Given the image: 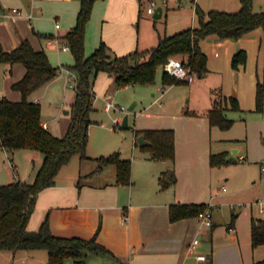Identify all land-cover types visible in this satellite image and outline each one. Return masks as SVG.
Returning <instances> with one entry per match:
<instances>
[{
    "label": "crops",
    "instance_id": "crops-1",
    "mask_svg": "<svg viewBox=\"0 0 264 264\" xmlns=\"http://www.w3.org/2000/svg\"><path fill=\"white\" fill-rule=\"evenodd\" d=\"M14 1L17 0H0V18L12 17L11 3ZM31 1L35 4L34 0ZM62 3L71 9L67 17V31L64 33H59L63 26L57 27V23V33L36 30L31 22L34 9L26 12L14 6L21 13H13L16 17L13 21L16 37L12 38L11 47H16L24 38H30L36 49L45 50L50 61V49L56 50L59 55L69 51L70 49H63L66 44L64 36L76 24L80 0H65ZM161 4V18L165 20L159 26L154 25V29H148V24L143 28L141 21L144 20L141 6L143 2L96 1L92 18L97 26L92 21L87 26L86 54L90 55V48L95 50L103 40L117 55L150 49L162 37L197 26V6L226 11H237L241 6L240 0H168L166 4ZM253 7L256 8V0H253ZM145 11L149 15L146 9ZM148 15L144 17L145 22L151 19ZM28 24L32 27V32ZM263 35V29L257 28L239 38L237 42L231 38L208 36L205 44L209 71L191 82L193 93L203 92L207 88L206 94L205 91L203 93L205 100L202 113L181 117L183 122L179 125L159 117L156 121L154 119L149 124L143 123L138 128L173 129L174 160L156 159L150 154L134 158L129 183L116 182L114 165H107L99 170L92 165L86 171L76 164L63 167L57 174L55 184L38 194L28 229L37 230L48 218L52 232L58 236L90 239L98 231V242L110 252L87 254V264H197L198 253L207 254L209 264H264V244L254 246L252 241L253 222L264 220V110L257 112L255 99L257 82L264 81ZM239 49L247 50L249 57L246 64L239 66V72L235 73L231 66L232 57ZM72 57L74 63L73 53ZM51 63L54 65L52 61ZM67 65L69 64L61 61L60 65L54 66L61 69L59 74L66 77V85L74 88L76 74ZM24 73V66L16 63L10 66L13 82L22 78ZM238 73L239 79L233 82L232 76L235 78ZM210 75L217 76V83H214ZM108 81L110 87L107 88V85L103 88L106 110L107 102H112V88H119L115 79L110 78ZM212 88H221L223 94L239 98L243 113L233 118L235 123L228 130L210 123L208 111L213 107L215 98ZM160 89L162 91L159 98L166 94L163 87H158V91ZM94 92L96 98L99 92L95 82ZM3 96L6 95H1L0 99ZM8 96L14 101L21 99V93ZM75 96L76 88L71 104ZM29 99L41 104L37 98ZM134 102L138 104V101ZM163 104L162 102L161 105ZM191 111L196 113L200 110L195 107ZM65 113L69 115L71 111L67 110ZM70 121V118L62 121L61 135H65ZM41 122L51 130L42 116ZM221 152H226L228 159L237 157L252 169L249 179H252L254 193L248 203L238 202L237 197L243 191L242 187L229 192L230 177L222 174V168L230 162L219 166L211 164V154ZM42 161L43 154L37 150L22 148L10 153L0 148V183H9L16 179L31 182ZM7 166L12 170L10 172L13 176L15 174V179H10L11 181H5L7 179L3 177V167ZM170 173H174L176 179L163 187V176ZM259 199L263 200L262 205L258 203ZM179 203L214 204L213 225L206 226L197 216L172 221L170 207ZM222 206H229L231 214L217 216V211ZM125 215L128 219L124 218ZM195 239L198 243L192 251L190 246ZM12 255L13 260H20L22 264H48V253L45 249L16 250ZM68 260L65 264L74 263L73 260Z\"/></svg>",
    "mask_w": 264,
    "mask_h": 264
},
{
    "label": "trees",
    "instance_id": "trees-1",
    "mask_svg": "<svg viewBox=\"0 0 264 264\" xmlns=\"http://www.w3.org/2000/svg\"><path fill=\"white\" fill-rule=\"evenodd\" d=\"M96 0H80L77 21L64 36L66 44L74 56V63L66 67L76 74V96L71 104V121L63 136H56L41 122V104L29 99L31 92L55 78L60 68L54 66L43 49H36L28 38L10 49H0V64L21 63L25 73L11 85L21 93V99L14 101L6 96L0 99V148L13 153L17 149H32L43 154V161L31 182L16 179L9 183H0V251L45 249L48 264H65L69 258L73 264H87L89 253H109L97 240L96 234L85 239L81 237H63L55 235L46 218L37 230H29L27 225L35 210L38 194L56 182L59 170L70 163L74 155L86 158L89 142V127L92 123L90 111L95 99L94 82L99 71L114 76L119 87L129 84H152L158 70L162 68V84H174L181 80L171 76L164 67L170 57L182 55L197 76L208 71V56L201 48V40L210 35L221 39H239L257 28L264 33V11H255L253 0H240L237 11L210 9L205 12L197 6L198 25L180 32L162 37L159 43L146 50H135L120 56H113L105 41L90 55L85 51V34ZM38 35H43L37 33ZM45 35V34H44ZM264 47V35L262 39ZM248 58L245 49L237 50L232 57L233 68L246 64ZM264 85L258 81L257 110H263ZM241 110L236 96H227L221 91L215 92L213 107L208 111L212 125L229 129L234 119L227 116L226 110ZM136 136L144 134L151 147V157L163 160L175 159V133L166 129H135ZM145 145V146H147ZM98 169L107 165L116 168V182L131 181L132 162L124 159L120 153L95 158ZM212 165L231 162L226 152L213 153ZM168 175V176H167ZM163 176V187L173 183L174 173ZM168 177V178H167ZM207 207L205 203H179L170 207L172 221L197 216ZM253 245L264 244V220L254 221L252 227Z\"/></svg>",
    "mask_w": 264,
    "mask_h": 264
},
{
    "label": "rangeland",
    "instance_id": "rangeland-1",
    "mask_svg": "<svg viewBox=\"0 0 264 264\" xmlns=\"http://www.w3.org/2000/svg\"><path fill=\"white\" fill-rule=\"evenodd\" d=\"M62 1L65 0H34L35 4H32L31 0H17L11 3V11L14 6L22 8L26 12H31L32 8L34 9L33 18L31 20L32 25L36 30H40L43 32H52L57 33L55 29V24L59 23L63 26L62 30L59 33H64L67 27V17L71 9L66 6ZM99 1V0H96ZM159 3H162V0H158ZM147 2H143L142 6V18L145 20L148 14H146ZM9 10V9H8ZM205 12H208L209 9H204ZM255 11L264 10V0H256V8ZM93 15V12H92ZM88 21V24L92 21L93 24L96 22L93 18ZM150 15V16H149ZM148 16L151 18L149 21H142L143 28H145V24H148V29H154L155 26H159L165 18L154 19L153 14H149ZM11 18L1 17L0 18V49L10 50L14 47H11L12 38L16 37V32L14 29L13 21L16 20V17L13 16V13H10ZM199 22V21H198ZM87 24V26H88ZM97 26V24H94ZM28 26H30L28 24ZM32 27L30 26V30ZM87 30V27H86ZM59 31V30H58ZM32 32V30H31ZM30 40V38H28ZM209 38H204L201 40V48L206 52V41ZM237 42L239 39H232ZM31 41V40H30ZM104 41V40H103ZM32 42V41H31ZM100 43V42H99ZM108 45V44H107ZM34 46V45H33ZM10 47V48H9ZM110 48V52L113 56L117 55L113 48ZM93 47L90 48V54L93 52ZM247 51V50H246ZM87 52V49H86ZM207 54V53H206ZM248 57L249 52L247 51ZM49 55L51 61L54 65H60L61 61L71 65L73 63L72 51L69 50L67 52H62V54H58L56 50L50 49ZM120 56V55H117ZM182 59V55H177ZM248 59V58H247ZM20 66H23L21 63H16ZM208 65V62H207ZM10 66L11 64L2 63L0 64V96L12 94H19L20 92L12 89V80L13 77L10 74ZM232 66V64H231ZM209 68V65H208ZM61 70V69H60ZM233 72H239L238 68H233ZM215 74V73H212ZM104 76V79H102ZM115 79L113 75L106 71H99L95 78V86L98 89V96L94 99L93 109L90 111V119L92 123L89 127V142L87 146V157L82 158L80 155L76 154L71 159L70 163L64 165L63 167L73 166L76 164L78 167H83L86 171L89 166L95 165L98 169V164L95 158L100 157L102 155L108 156L114 152L120 153L121 157L124 159H130L131 162L134 158L150 154L151 155V147L150 146H140L136 139L135 129H138L143 125V123L149 124L150 121H156V118L163 117L164 120H170L173 123L181 124L183 121L180 119L181 117L194 115L197 113L201 114L203 109V101L205 100V95L203 97V93L207 92V88L204 91L199 92H191L192 84L191 82L181 80L178 83L174 84H162V68L158 70V74L156 80L152 84H129L123 87H113V98L112 102L119 107H124V110L120 108H111L110 110L105 109L106 101L104 100V87H110L108 79ZM214 83H217V76L210 75ZM235 79H239V73L234 78L232 76V81L235 82ZM262 84L264 85V81L262 80ZM112 83V80H111ZM76 85V83H75ZM74 85V88H76ZM112 85V84H111ZM158 87H163L164 92L166 93L164 97H160L161 89L158 91ZM74 88L66 85V77L62 76L58 73V75L47 82L46 84L40 86L31 94L29 97L37 98L38 101L41 102L42 112L41 116L49 123L51 130L50 132L56 136H63L62 133V121L66 118L71 119V114H66L65 111H71V102L74 95ZM106 88V89H107ZM257 86L255 87V99L257 104ZM221 88H212L213 92L221 91ZM236 91V90H235ZM223 92V91H221ZM8 93V95H7ZM153 93L156 95L153 96ZM235 95V94H234ZM238 98V96H236ZM158 98V100H157ZM11 99V98H9ZM239 99V98H238ZM13 100V99H12ZM138 101V104L134 108L133 111L129 113V127L123 128L121 124L115 125L114 120L116 118H123L128 112V107L134 102ZM164 103L161 105V103ZM264 104V98H263ZM198 108L200 111L196 113L191 111L192 109ZM241 107V104H240ZM242 110V107H241ZM241 110H235L232 108H228L226 110V114L229 118L233 119L234 117H239L243 112ZM264 110V107H263ZM263 110H257V112H262ZM247 113L244 114L246 116ZM238 119V118H236ZM235 123V120H234ZM234 125V124H233ZM232 125V126H233ZM231 126V127H232ZM230 127V128H231ZM229 128V129H230ZM228 130V129H224ZM257 148V147H256ZM258 152L257 149H253ZM236 157V156H235ZM244 162V161H243ZM24 163V160H23ZM219 166V165H218ZM62 167V168H63ZM15 168V167H14ZM61 168V169H62ZM60 169V170H61ZM102 169V168H101ZM258 169V167H257ZM59 170V171H60ZM218 171V169H215ZM252 169L244 165L241 161L236 159H231L230 164L223 166L222 174L225 177H230V181L228 184L229 192L235 190V188H243V191L238 195V202L248 203L250 199H252V195L254 193L252 189V179L250 180V174ZM9 166L3 167L2 173L5 181H11L15 179V174L13 173ZM12 173V174H11ZM255 174L257 172L255 171ZM259 176H261V172L259 170ZM11 179V180H10ZM258 180H260L258 178ZM221 183V182H220ZM254 187V186H253ZM258 187V186H257ZM257 187L256 190L258 189ZM263 198V196H261ZM237 203V199H236ZM238 208V206H236ZM243 207V206H242ZM256 206H254L255 208ZM232 210L229 206H222V209L218 212L217 216L229 215ZM12 252L14 251H0V264H22V262L13 260ZM73 260L69 258L68 262Z\"/></svg>",
    "mask_w": 264,
    "mask_h": 264
},
{
    "label": "built area",
    "instance_id": "built-area-1",
    "mask_svg": "<svg viewBox=\"0 0 264 264\" xmlns=\"http://www.w3.org/2000/svg\"><path fill=\"white\" fill-rule=\"evenodd\" d=\"M139 1L148 3L146 10L149 14H154V12L156 11V8L159 5H162L161 3H159L158 0H139ZM167 2H168V0H162L163 4H166ZM12 13L20 14L21 12L18 8H13ZM58 26H60L59 23H57V27ZM56 41H58V38L56 39ZM63 49H65V50L70 49V47L68 44H65L63 46ZM164 69L171 76H174L180 80L193 82L197 78V74L192 70V68L187 63L183 62L182 59H180L178 57H170L169 60L167 61V63L165 64ZM106 107L108 110H110L111 108H120L121 110L125 109L124 107H119V106L115 105L111 101L107 102ZM120 122H121L120 118H116L114 120L115 125H119ZM44 127L47 128V125L44 124ZM263 174H264V166H263ZM258 203L262 205L263 200L259 199ZM261 210L263 211V208H261ZM213 212H214V204L209 203V204H207V207L204 210H202L198 213L197 217L206 226H212L213 225ZM124 218L128 219V216L125 215ZM197 243H198L197 239H195L192 242V244L190 246L192 251L196 248ZM196 258H197V264H209V261H210L209 257L205 253H198L196 255Z\"/></svg>",
    "mask_w": 264,
    "mask_h": 264
},
{
    "label": "water",
    "instance_id": "water-1",
    "mask_svg": "<svg viewBox=\"0 0 264 264\" xmlns=\"http://www.w3.org/2000/svg\"><path fill=\"white\" fill-rule=\"evenodd\" d=\"M163 15V7L161 5H159L157 8H156V11L154 12L153 14V18L154 19H159L161 18ZM136 103L137 102H134L133 104H131L129 107H128V112H126L125 116L123 117L122 119V123H121V126L123 128H127L129 127V113L131 111L134 110L135 106H136ZM137 142L140 146H145L147 144H149V141L146 139L145 135L144 134H141L137 137Z\"/></svg>",
    "mask_w": 264,
    "mask_h": 264
}]
</instances>
